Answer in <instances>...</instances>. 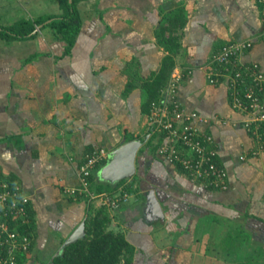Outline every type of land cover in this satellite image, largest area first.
Here are the masks:
<instances>
[{
	"label": "crops",
	"instance_id": "1",
	"mask_svg": "<svg viewBox=\"0 0 264 264\" xmlns=\"http://www.w3.org/2000/svg\"><path fill=\"white\" fill-rule=\"evenodd\" d=\"M55 4L50 15L61 14ZM178 8L186 22L175 33L180 48L174 71L183 75L177 99L209 120L228 189L218 192L193 182L144 141L135 161L138 192L119 209L107 210L109 229L123 233L134 247L133 264H231L230 255L240 259L235 264H264V149L252 154L256 144L243 127L246 115L230 107L227 83L210 85L205 74L221 46L245 40L253 47L241 62L257 63L264 72L257 0L81 1V31L65 57V44L49 29L33 40L0 38V174L16 183L34 212V249L27 258L55 256L89 207H101L98 199L76 200L63 191L78 186L88 152L110 153L149 138L142 91L126 93V85L130 77L145 80L158 72L164 52L155 32ZM261 97L264 102V92ZM150 190L162 220L146 216L144 193ZM222 239L238 245L222 247ZM239 242L244 252L238 253Z\"/></svg>",
	"mask_w": 264,
	"mask_h": 264
},
{
	"label": "built area",
	"instance_id": "2",
	"mask_svg": "<svg viewBox=\"0 0 264 264\" xmlns=\"http://www.w3.org/2000/svg\"><path fill=\"white\" fill-rule=\"evenodd\" d=\"M259 2L263 4L261 37L264 39V0ZM252 47L250 40L224 44L212 55L205 74L210 85L227 83L230 107L246 115L243 127L255 142L252 154L257 155L264 149V102L261 97L264 72L257 63L241 62V57ZM182 78L183 75L173 69L159 101L152 102L145 116L147 133L162 136L157 153L167 164L177 167L190 180L205 188L226 191L227 172L215 165L218 153L208 129L209 120L195 111H187L177 99ZM108 158L109 153L104 149L88 152L79 167L78 186L66 187L64 193L73 199L87 198L89 202L98 199L100 205L110 211L128 203L130 196L126 193L96 195L89 189L88 177ZM239 159L244 160V156ZM28 204L29 198L18 187L10 186L0 177V264H16L20 255L30 254L32 238L19 231L20 226L28 223Z\"/></svg>",
	"mask_w": 264,
	"mask_h": 264
},
{
	"label": "trees",
	"instance_id": "3",
	"mask_svg": "<svg viewBox=\"0 0 264 264\" xmlns=\"http://www.w3.org/2000/svg\"><path fill=\"white\" fill-rule=\"evenodd\" d=\"M57 1L61 14L46 15L36 19H20L11 25L4 27L0 26V38L8 43L13 41L33 40L38 35V32H35L36 28L41 26L40 31L49 29L55 39L65 44L62 57L68 56L82 27V19L77 9V4L85 0H72L71 3L69 0ZM257 5L260 15L262 16L261 11L263 4L257 0ZM185 22L186 19L182 8H178L175 12L166 14L161 19L155 32L156 44L161 47L164 52L158 72L151 76V78L145 80H140V78H138L139 80L137 81L134 77H130L126 85V93H129L136 87L142 91L143 99L141 113L145 116L149 113L152 102L159 101L161 90L165 89L167 86L175 66V55L180 48L178 36L175 35V33L178 29L184 27ZM32 58H34V56L29 57L28 61ZM138 139L143 141V138L138 137ZM161 142L162 136L154 134L149 136L144 146L150 147L154 144L152 149H157ZM214 162L217 167H223L217 157ZM83 163L84 159L82 161V164ZM106 163L107 161L96 167L95 171L88 177L89 189L94 194L108 193L109 195H114L126 193L131 195L138 192V187H135V184H138L139 181L137 174L130 180H122L115 185L98 181L96 179V172ZM0 177L6 180L10 186H16V183L11 180L9 181L3 175L0 174ZM208 189L214 190L211 188ZM84 201L87 202L88 199L84 198ZM26 214L28 223L20 226L19 231L32 238L30 249V253H32L34 249L33 242L36 226L34 222V212L29 204L26 206ZM109 224L110 217L105 206H101L96 210L92 209L90 206L84 220L85 235L82 239L65 246L62 253L57 256L53 254L47 260L41 261L37 253L34 256L32 254L31 258H27L26 255H20L17 258L16 264H29V262H31V264H133L134 247L128 243L123 233L110 230ZM10 226H13V224H10ZM227 244L228 243H225V245Z\"/></svg>",
	"mask_w": 264,
	"mask_h": 264
},
{
	"label": "water",
	"instance_id": "4",
	"mask_svg": "<svg viewBox=\"0 0 264 264\" xmlns=\"http://www.w3.org/2000/svg\"><path fill=\"white\" fill-rule=\"evenodd\" d=\"M71 1L72 0H69L70 3ZM40 28L41 26L37 27L35 32H39ZM147 139L148 138L145 137L143 141L132 140L112 150L109 153L107 163L96 172V179L105 184L115 185L122 180L132 178L136 173L135 161L137 152L142 147L144 141H146ZM144 197L147 203V218L162 220V210L160 208L158 200L156 199L154 191H146L144 193ZM84 235V222H81L80 225L63 242L59 251L55 253V256L62 253L65 246L82 239Z\"/></svg>",
	"mask_w": 264,
	"mask_h": 264
},
{
	"label": "rangeland",
	"instance_id": "5",
	"mask_svg": "<svg viewBox=\"0 0 264 264\" xmlns=\"http://www.w3.org/2000/svg\"><path fill=\"white\" fill-rule=\"evenodd\" d=\"M55 3H56V0H1L0 1V4H1L0 9H1V7H3V8L9 7V8H13L14 11H13V13L10 12V14H9V12H7L8 9H1L0 10V22H1L0 25L12 24L14 21H17V20L22 19V18L25 19L26 17L36 19L38 17L53 14L55 11H57ZM38 34H40V33H38ZM246 237L247 236H243L242 240H244V239L246 240ZM227 238H229V237H227ZM233 238L235 240L236 238H239V237H236V238L233 237ZM234 240L230 241L228 239V245H232L235 248L238 245V243L237 244L236 243L231 244ZM241 244L245 245L244 242L243 243L241 242ZM239 245H240V242H239ZM221 246L222 247L225 246V240L224 239H222ZM240 250L242 252H244V247L242 248L241 245H240V249L237 250L238 253H240ZM247 251L249 253H253L251 246L249 249H247ZM241 256H242V254L240 255V257ZM229 259L233 260L231 264H235L236 262L240 261L239 258L235 259L234 257H232V255H230L226 259L227 263H228ZM249 260L247 261L248 263L253 262L251 259H249Z\"/></svg>",
	"mask_w": 264,
	"mask_h": 264
}]
</instances>
